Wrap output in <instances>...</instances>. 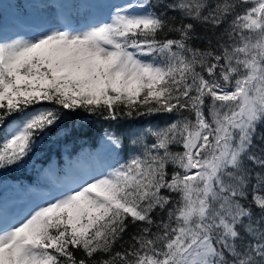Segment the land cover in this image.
<instances>
[{"label":"snow or ice","instance_id":"6c2138e0","mask_svg":"<svg viewBox=\"0 0 264 264\" xmlns=\"http://www.w3.org/2000/svg\"><path fill=\"white\" fill-rule=\"evenodd\" d=\"M8 171L0 264H264V0L28 4L0 24Z\"/></svg>","mask_w":264,"mask_h":264},{"label":"rangeland","instance_id":"374dc122","mask_svg":"<svg viewBox=\"0 0 264 264\" xmlns=\"http://www.w3.org/2000/svg\"><path fill=\"white\" fill-rule=\"evenodd\" d=\"M18 1L20 7H26L28 4L37 2V0H18ZM16 2L17 0H0V3L4 4V10L0 11L1 13L0 24H3L9 30L11 29L13 20L17 18V16L20 14L21 11H23L22 9L17 7V5H14ZM61 2L67 4H80L86 2V0H61ZM8 5H10V7ZM18 187L19 184L15 182L5 183L1 185L0 197H2L5 201L22 200L24 198L23 192H18L15 190Z\"/></svg>","mask_w":264,"mask_h":264},{"label":"trees","instance_id":"16d2710c","mask_svg":"<svg viewBox=\"0 0 264 264\" xmlns=\"http://www.w3.org/2000/svg\"><path fill=\"white\" fill-rule=\"evenodd\" d=\"M87 122V121H85ZM54 161H60L61 163L67 161L69 157L65 155L62 159L60 156V152L58 150H54L53 155ZM26 175V174H25ZM7 182H16L19 185L27 183V180L24 178V175L21 174L20 171H8L3 174L2 177H0V185Z\"/></svg>","mask_w":264,"mask_h":264}]
</instances>
